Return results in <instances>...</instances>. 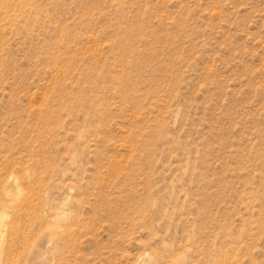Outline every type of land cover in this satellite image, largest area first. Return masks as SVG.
<instances>
[{
  "label": "rangeland",
  "instance_id": "1",
  "mask_svg": "<svg viewBox=\"0 0 264 264\" xmlns=\"http://www.w3.org/2000/svg\"><path fill=\"white\" fill-rule=\"evenodd\" d=\"M0 264H264V0H0Z\"/></svg>",
  "mask_w": 264,
  "mask_h": 264
}]
</instances>
